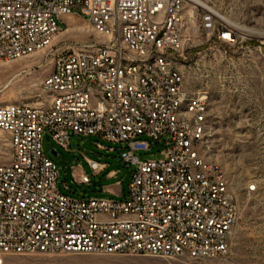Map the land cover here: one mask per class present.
<instances>
[{"label":"built area","instance_id":"2783aa9c","mask_svg":"<svg viewBox=\"0 0 264 264\" xmlns=\"http://www.w3.org/2000/svg\"><path fill=\"white\" fill-rule=\"evenodd\" d=\"M196 1L0 0V62L38 53L52 59L41 83L45 106L0 107L10 149L0 165V264L8 256L202 261L227 254L238 210L221 167L202 154L209 98L186 88L184 68L195 48L191 31L224 50L240 37ZM78 10L103 42L55 52L56 21ZM70 132L123 144L121 159L136 166L125 201L58 191L42 136L67 148ZM138 137L164 143L163 160L140 162L134 152L148 143ZM88 164L94 175L105 169Z\"/></svg>","mask_w":264,"mask_h":264},{"label":"rangeland","instance_id":"374dc122","mask_svg":"<svg viewBox=\"0 0 264 264\" xmlns=\"http://www.w3.org/2000/svg\"><path fill=\"white\" fill-rule=\"evenodd\" d=\"M201 2L213 8L240 37L237 46L224 50L207 42L205 36L191 31L189 35L195 40V48L188 52L184 68L186 88L206 93L209 98V137L202 154L207 161L221 167L238 210V221L231 232L227 254L202 261L8 256L2 264H264V0ZM73 16L56 21L61 32L52 42L55 52L103 42L87 22L84 11H74ZM51 60V56L38 53L0 62V107L9 104L45 106L47 98L41 83L49 73ZM136 140L148 143V149L134 152L140 162L163 160L164 143L144 137ZM42 148L44 156L58 170L56 187L62 195L86 201L126 200L136 166L121 159L126 151L123 144L70 132L67 148L55 143L49 134H43ZM51 151L56 152V157ZM9 160L7 136L0 132V165ZM88 162L105 165V169L94 175ZM113 172L115 177L107 178ZM80 174L87 176L90 184L79 185L77 177ZM249 186H254L253 193L247 192Z\"/></svg>","mask_w":264,"mask_h":264},{"label":"crops","instance_id":"0c3cea01","mask_svg":"<svg viewBox=\"0 0 264 264\" xmlns=\"http://www.w3.org/2000/svg\"><path fill=\"white\" fill-rule=\"evenodd\" d=\"M72 17H74V16H72ZM83 21H85V20H83ZM102 166H104L105 167V165H102ZM115 173L113 172V173H110V175H108L107 176V178H113V177H115Z\"/></svg>","mask_w":264,"mask_h":264},{"label":"bare ground","instance_id":"6f19581e","mask_svg":"<svg viewBox=\"0 0 264 264\" xmlns=\"http://www.w3.org/2000/svg\"><path fill=\"white\" fill-rule=\"evenodd\" d=\"M201 5H203V6H205L201 1H199V0H197ZM196 1V2H197ZM241 31H243V32H247L245 29H243V28H239ZM3 156H5V155H3Z\"/></svg>","mask_w":264,"mask_h":264},{"label":"water","instance_id":"95a60500","mask_svg":"<svg viewBox=\"0 0 264 264\" xmlns=\"http://www.w3.org/2000/svg\"><path fill=\"white\" fill-rule=\"evenodd\" d=\"M51 154L56 157V152L55 151H51Z\"/></svg>","mask_w":264,"mask_h":264}]
</instances>
